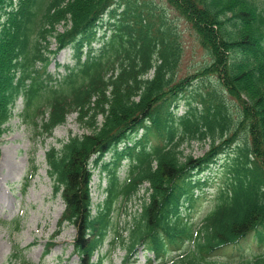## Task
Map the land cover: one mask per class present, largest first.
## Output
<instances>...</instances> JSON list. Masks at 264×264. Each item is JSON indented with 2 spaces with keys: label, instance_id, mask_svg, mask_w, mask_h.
Returning a JSON list of instances; mask_svg holds the SVG:
<instances>
[{
  "label": "trees",
  "instance_id": "1",
  "mask_svg": "<svg viewBox=\"0 0 264 264\" xmlns=\"http://www.w3.org/2000/svg\"><path fill=\"white\" fill-rule=\"evenodd\" d=\"M114 1L0 0V134L19 94L24 98L22 118L34 127L42 125L40 131L48 132L72 111L89 130L46 153L54 185H63L64 218L77 226V245L84 256L93 251L112 224L110 204L102 209L105 211L90 214L86 161L91 151L145 119L157 128L170 122L181 124V134L161 128L169 146L158 153L154 168L145 161L141 169L140 178L150 182L151 192L135 228L128 229L129 241L134 243L149 234L158 219L176 214L187 181L186 169L211 160L220 147L215 146L216 135L222 138L231 133L226 139L230 142L240 134L243 138L228 168L227 185L219 190L213 209L204 217L193 251L177 263L234 264L212 263L204 254L264 220V0H163L166 10L170 7L187 22L210 58L201 71L217 73L228 91L241 100L237 118H242L238 121L229 119L230 113L215 90L202 89L187 100L186 115L173 119L169 100L187 84L186 78L176 81L183 53L181 34L166 10L155 7L151 0H125L119 12L112 8L108 14L116 22L110 40L98 56L88 54L81 61L82 47L90 44L96 20ZM59 26L62 31L57 30ZM51 38L57 48L72 43L76 58L74 66H67V73L55 82L45 76ZM237 49L243 53L242 60L231 63L228 51ZM207 138L211 148L199 159L180 149L184 142ZM113 185L110 180L109 189L115 188ZM124 189L130 196L136 190V180ZM170 225L188 237L193 234L192 226L178 219ZM85 233L89 234L87 241L82 239ZM118 237L123 243V236L118 233ZM258 237L264 241L263 233ZM257 257L245 264H264V253Z\"/></svg>",
  "mask_w": 264,
  "mask_h": 264
},
{
  "label": "rangeland",
  "instance_id": "2",
  "mask_svg": "<svg viewBox=\"0 0 264 264\" xmlns=\"http://www.w3.org/2000/svg\"><path fill=\"white\" fill-rule=\"evenodd\" d=\"M158 7L164 6L158 5ZM170 17L174 19V23L177 24L181 33L183 57L180 63V73L185 75L187 71L196 70L200 66L201 61L204 60L203 51L196 44L193 35L186 27V23L176 19L171 13ZM68 54V50L63 52L61 57L63 62L67 61ZM54 68L55 64L51 62L49 70H54ZM58 70L63 71L62 67H59ZM21 107V100H18L14 112L19 111ZM177 109L179 113L184 110L182 101ZM5 126L6 130L0 138V216L4 219H10L13 212H9V210L14 207L19 209L22 214L20 215L19 231L12 233L9 228L0 226V264H12L7 258L15 244L20 248L29 245L25 254L34 263L42 259L45 264H79L77 255L72 252L73 227L70 225L64 226L53 237L57 229L58 217L63 209V203L60 194H53L52 192L51 182L43 161V151L49 146L58 147L60 145L58 140L66 139L69 132H84L75 121V114L68 115L64 124L56 126L51 136L44 140L38 139L34 154L38 169L25 190L20 188V182L28 169V161L32 155V130L21 123L17 114L11 117ZM207 149L208 144H200L199 142L183 145L184 154H190L193 157L202 155ZM224 154L225 152L220 154L222 158L199 175L204 178L208 176L212 183L207 190L210 192L206 196L208 198L211 197L213 188L225 181L222 170V164L225 162ZM108 157L106 156V158ZM210 177H214V180ZM105 186L106 175L100 174L98 168H95L91 189L94 210L96 209V203L102 201L105 197L103 190ZM136 202L138 200L134 198L125 204H121L119 210L132 212L137 207ZM206 205V202L198 203L193 215L197 217L206 208ZM7 211L8 216L5 215ZM49 241L53 244L49 247L48 252L44 254L43 251L47 247L46 243ZM122 253L116 249L112 254V260L105 258L103 264H119ZM96 257L94 255L93 259H96Z\"/></svg>",
  "mask_w": 264,
  "mask_h": 264
}]
</instances>
